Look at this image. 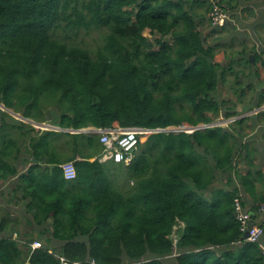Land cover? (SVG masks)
I'll return each mask as SVG.
<instances>
[{"label": "trees", "instance_id": "obj_1", "mask_svg": "<svg viewBox=\"0 0 264 264\" xmlns=\"http://www.w3.org/2000/svg\"><path fill=\"white\" fill-rule=\"evenodd\" d=\"M197 6L209 12L211 3L0 0V104L63 129L118 122L162 130L138 144L126 169L132 185L120 188L124 166L98 161L97 135L36 130L0 108V264H61L60 257L166 264L173 251L174 264H264L262 248L244 240L234 216V198L253 185L237 162H255L257 134L250 135V116L233 119L264 98L242 107L243 70L235 64H252L215 60L223 47L218 33L230 24L204 36ZM93 28L107 30L94 52L57 34ZM220 84L235 101L217 96ZM48 103L55 107L46 115ZM219 118L232 120L212 125ZM184 123L203 128L163 131ZM67 162L74 180L63 175ZM253 200L264 203L263 196ZM34 233L45 240L36 249Z\"/></svg>", "mask_w": 264, "mask_h": 264}, {"label": "crops", "instance_id": "obj_2", "mask_svg": "<svg viewBox=\"0 0 264 264\" xmlns=\"http://www.w3.org/2000/svg\"><path fill=\"white\" fill-rule=\"evenodd\" d=\"M206 2L218 1L224 5L231 16L229 21V28L225 29L221 34H219V41L222 42V50L218 51L215 55V60L217 62H226L227 60H238L247 58L252 66L247 67L242 63L237 62L235 64L236 70L239 71L241 76V83L245 92L243 106L247 107L250 104L256 103L260 98H264V64H259L260 54L264 53V0H205ZM198 14L202 6L195 7ZM204 9V7H203ZM205 15V22L201 28L208 29L205 35H208L213 29L209 22V12H201ZM215 37V34L210 35V39ZM217 36V35H216ZM235 46V48H234ZM226 48V49H225ZM234 49V50H233ZM226 50V51H225ZM233 52V53H232ZM236 53V54H235ZM232 54L236 57H232ZM249 73V77H242L243 75ZM225 99V98H224ZM233 100V99H230ZM241 105L239 106V108ZM260 112H264V100L261 107L254 108L251 111H246L239 116L235 117H245L250 116L252 120L250 123L253 126L250 135L257 134L256 138V148L259 150L257 153L255 162H237L238 172L242 175H250V181L253 185L250 189V193L242 191L240 189V195L243 200H246L247 205L245 208L250 211L252 216L254 212L251 207L255 209V215L253 221L256 223L264 224V212L259 210L260 206H264V203L258 204L254 202L253 197L263 196L264 197V115L257 116ZM263 114V113H261ZM232 119L223 120V125H227ZM86 129V128H85ZM142 143V142H141ZM252 144V141H251ZM138 152V150L136 151ZM135 152V155H136ZM116 165H121L117 164ZM124 166V173L127 174V165ZM256 172H259L258 176ZM251 173V174H249ZM252 174L254 176H252ZM127 176V175H125ZM128 180V179H127ZM237 186L240 187V183L237 182ZM29 233L30 230L26 229ZM10 231L2 233V235L9 234ZM36 241L44 243V237L39 236V234L34 233ZM13 238H18L16 232L12 234ZM22 239V237H21Z\"/></svg>", "mask_w": 264, "mask_h": 264}, {"label": "built area", "instance_id": "obj_3", "mask_svg": "<svg viewBox=\"0 0 264 264\" xmlns=\"http://www.w3.org/2000/svg\"><path fill=\"white\" fill-rule=\"evenodd\" d=\"M230 18L231 16L229 11L224 5L217 1H211L209 22L212 28L225 26L230 21ZM263 63L264 53H261L259 64ZM191 128L192 130L190 132H193L195 128ZM86 129L87 133L97 135L99 143L102 145L101 154L97 156L98 161H112L114 163L123 165H129L133 161L136 149L143 136L148 137L153 132L162 131L159 129L151 130L139 126L124 127L118 122H114L109 127H88ZM61 168L66 180H74L76 178V169L73 162L64 163L61 165ZM259 210L264 212V206H260ZM234 216L236 221L239 223L240 231L242 232L243 236L244 234H247L244 240L259 244L264 252V243L262 242L264 226L262 223H256L253 221V216L243 205L240 194L234 198ZM249 225H251V227H249ZM39 247H41L40 241L32 242V249ZM60 262L61 264H100L94 258H89L83 262H80L71 261L64 257H60Z\"/></svg>", "mask_w": 264, "mask_h": 264}, {"label": "rangeland", "instance_id": "obj_4", "mask_svg": "<svg viewBox=\"0 0 264 264\" xmlns=\"http://www.w3.org/2000/svg\"><path fill=\"white\" fill-rule=\"evenodd\" d=\"M204 11V9H203V7L202 8H200V10H199V12L201 13V12H203ZM208 29H204V31H202V33H203V35L205 36V34H206V31H207ZM208 32H209V30H208ZM107 33V30H105V29H103V28H101V29H98V28H93V29H91L90 31H85V30H81V31H79L78 33H76L75 35H73V34H71L70 32H63V31H58L57 32V34H58V37L59 38H64V37H66V41H69V42H71V43H75V44H79V45H81L82 47H85V48H87V49H89L91 52H94L99 46H101L102 45V42H103V37L105 36V34ZM222 33V32H221ZM221 33H218V35L219 34H221ZM145 35L146 36H148V37H152L150 34H149V31H146L145 32ZM217 35V33L215 34V36ZM211 37H209L208 36V38H207V41H210V42H212V40L210 39ZM216 41V40H215ZM214 41V42H215ZM217 42V41H216ZM234 48H235V46H234ZM226 49V48H225ZM234 50V49H233ZM226 51V50H225ZM233 53V52H232ZM236 54V53H235ZM232 57H236V55H234V54H232ZM231 78V77H230ZM231 89H229L228 87H227V85H222V84H220L219 86H218V91H217V96H219V97H221L222 99H233V101H235V95L230 91ZM55 107V105H52V103H48V105H47V107H46V109L44 108L43 110L46 112V115H48L47 114V110H52L53 108ZM1 108V107H0ZM11 111V110H10ZM6 112H8V111H6ZM9 113V112H8ZM18 114V117L17 116H13L12 114V116L16 119V120H18V122H26V123H29L28 121H26L25 119H22V118H20L21 117V114L20 113H17ZM20 116V117H19ZM49 118H51V117H49ZM233 119H235V118H233ZM28 120V119H27ZM44 124H41V126L39 125H34V124H31L34 128H36V130H46V128L45 127H43V126H46V124L47 125H51L50 123H49V120H47V121H45V122H43ZM224 123V121H223V119H221V118H219V119H217L215 122H213V124L212 125H221V124H223ZM190 125L189 124H187V123H184V124H182L181 126H179V127H170V128H168V129H170L171 131H175V132H180V131H191L192 130V128H190L189 127ZM202 127L201 128H203V125H201ZM193 127V126H192ZM198 127H200V126H197V127H193V128H198ZM185 130H184V129ZM85 135H89V134H87V133H85ZM147 140V136H143L142 137V139H141V142L142 143H144L145 141ZM140 149H141V147L140 146H138L137 147V149H136V151L138 150V151H140ZM97 156V155H96ZM109 167L110 166H113V165H115V163L114 162H112V161H108V164H107ZM125 175H127L126 173H123L122 175H119V176H117V178H116V182H117V184H118V186L120 187V188H127L126 186L129 184V185H132V182L131 181H128L127 180V178H126V176ZM7 193V192H6ZM9 197V196H8ZM5 202L6 201H4L3 200V198L2 197H0V207L1 206H3L4 204H5ZM11 202H12V200H11ZM7 208L12 212V213H17L18 211L20 212V209H19V207L18 206H14L12 203H9V204H7ZM177 227H175L174 228V232L172 233V235H171V238H172V240L174 241V243H175V241L177 240V238H178V232H177ZM175 255H176V252L175 251H173V253L172 254H170V255H167V256H164L163 257V259L165 260V263L166 264H174V263H172L173 262V260H174V257H175Z\"/></svg>", "mask_w": 264, "mask_h": 264}, {"label": "water", "instance_id": "obj_5", "mask_svg": "<svg viewBox=\"0 0 264 264\" xmlns=\"http://www.w3.org/2000/svg\"><path fill=\"white\" fill-rule=\"evenodd\" d=\"M0 107H1V110H3V111H8L10 114H12L13 116H17L18 117V115H17V113H14V112H12V111H10L9 109H7L3 104H0ZM23 119V118H22ZM25 119V118H24ZM26 121H28L27 119H25ZM29 123H31V124H34V125H40L41 126V124H44V123H39V124H37L36 122H33V121H28ZM206 126H211V125H206ZM206 126H204V127H206ZM43 127H45L46 128V130H50V131H63V132H70V133H73V134H75V133H87V129H80V130H75V129H63V128H60V127H57V126H54V125H47L46 124V126H43ZM202 126H200V127H198V128H201ZM197 129V128H196ZM163 131H171L170 129H165V130H163ZM249 227H251V225H249ZM246 236H247V234H244V238H246Z\"/></svg>", "mask_w": 264, "mask_h": 264}]
</instances>
